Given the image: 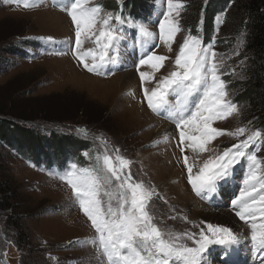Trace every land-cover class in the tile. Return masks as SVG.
Segmentation results:
<instances>
[{
    "label": "rangeland",
    "instance_id": "rangeland-1",
    "mask_svg": "<svg viewBox=\"0 0 264 264\" xmlns=\"http://www.w3.org/2000/svg\"><path fill=\"white\" fill-rule=\"evenodd\" d=\"M98 1L93 0L94 3ZM115 1L120 4V0ZM152 1L153 16L145 22L151 24V30L157 33L155 43L159 47L154 48L156 54L169 57L165 66L156 73L158 80L162 75L175 70V56L189 30L191 34L200 36L202 19L199 17L197 29L192 31L193 15L191 9H185L187 0H184V8L179 17L183 30L175 37L170 52L158 39V13L166 10V4L163 0ZM54 2L55 0H43L40 7L24 9L11 0H0V41L5 39L8 44L27 41L41 47L25 48L29 53L27 56H13L8 61L9 64L13 61L12 66L0 74V106L7 105V97H14L10 103L11 109L18 110L26 118L33 120L26 121V124L46 123L55 128L57 120H65L62 128L66 132L73 131L83 139L90 140L100 153H103L104 146L97 137L106 138L109 154L118 148L122 156L133 162V178L145 185L154 186L163 197H154L151 201V211L161 228L198 233L200 227H204L200 221L229 226L234 228L241 239L238 249L228 258L232 264H261V257L254 256L251 251L248 224L235 216L230 203L242 186L246 162L236 166L234 176L227 183L222 182L217 193L209 194L210 199L202 200L196 196L188 184V173L182 162L178 146L179 131L174 123L165 118L166 113L158 115L152 112L144 99L139 73L135 67L140 50L133 47L134 31L125 27L128 39L121 50V63L114 68V74L89 73L72 54L75 29L71 19L66 12L54 6ZM205 2L206 0L203 3ZM220 15L214 19V41H202V44H212L213 50L222 55L225 63L221 68V79L226 82L229 98L234 102L236 93L229 89L228 79L240 77L235 58L239 49L238 37L230 26L229 11L223 14L222 24L217 23ZM56 18H59L58 22L66 21L65 32L61 25L63 23L56 29L57 25L53 23ZM93 47L95 45L90 40L85 41L83 50ZM219 58L221 57L218 56ZM112 70V65L104 69L109 73ZM140 70L151 71L148 67ZM126 74H131V79L119 85L118 79ZM156 80L145 83L144 87L151 90L155 87ZM135 81L136 87L131 90L132 83L129 82ZM170 101L175 103L174 95L170 97ZM234 103L238 105L239 112L225 120L216 121L213 126L228 131L240 126L261 131L262 128L254 123V119L248 120L245 105ZM74 119L75 123H71ZM78 129H86L87 133L77 131ZM165 134L167 142H164ZM157 140L161 142L154 144ZM234 143H237L236 139L224 135L209 145L212 151L198 154L186 150L184 154L195 165V173L210 156L222 152ZM1 153L13 184L19 188L20 197L17 202L27 211L25 216L17 220L21 221L20 224L28 235L29 246L21 250L13 246L15 237L12 236L9 225L6 227L4 223L7 216L0 213V264H102L91 245L76 243L94 237L95 232L75 203L67 184L50 173L33 168L18 156L7 154L4 150ZM257 155L264 158V147ZM170 216L176 218L169 219ZM183 216H187L189 222H185L181 218ZM193 224L199 227H194ZM221 252L219 246H212L205 255L210 264H223Z\"/></svg>",
    "mask_w": 264,
    "mask_h": 264
},
{
    "label": "snow or ice",
    "instance_id": "snow-or-ice-1",
    "mask_svg": "<svg viewBox=\"0 0 264 264\" xmlns=\"http://www.w3.org/2000/svg\"><path fill=\"white\" fill-rule=\"evenodd\" d=\"M11 2L32 9L40 7L43 0ZM163 2L166 10L158 13V39L171 52L175 37L183 30L179 17L184 0ZM54 6L66 12L74 26L72 54L75 59L87 72L96 75L114 74L128 39L125 27L135 29L133 47L140 50L135 67L144 99L152 112L166 113L165 118L179 131L182 162L188 173V184L196 196L210 199L209 194L217 193L221 183H227L234 176L236 166L246 162L242 186L230 201L231 209L248 224L251 251L254 256L261 257V264H264V158L257 155L264 147V133L246 126L233 131L213 126L216 121L239 112L238 105L229 98L226 82L221 79L225 63L222 55L213 50L212 44L204 46L201 37L189 30L175 56V70L156 80V73L169 57L154 51L159 44L155 43L157 33L151 30V24L126 17L122 10L107 11L93 0H55ZM223 21L221 14L217 23ZM244 35L242 32L237 38V49L243 45ZM89 40L95 47L83 50L85 41ZM235 54L239 55V51ZM109 65L113 66L110 73L104 71ZM142 67L151 71H141ZM153 80H156L155 87L151 90L144 87ZM173 95L175 103L170 101ZM77 131L87 133L86 129ZM224 135L236 139L237 143L210 156L194 173L195 165L184 154L186 150L198 154L212 151L209 145ZM97 140L104 151L97 152L95 165L81 166L73 162L61 173H50L71 189L75 203L95 232L94 237L76 243L91 245L102 264H210L205 254L212 246L222 250L223 264H232L228 258L238 249L241 239L231 227L200 221L204 227H200L198 233L161 228L151 211V201L154 197H163L154 186L133 178V162L122 156L118 148L109 154L106 138L99 136ZM160 142L157 140L154 144ZM164 142H167V134ZM181 218L189 222L187 216Z\"/></svg>",
    "mask_w": 264,
    "mask_h": 264
},
{
    "label": "trees",
    "instance_id": "trees-1",
    "mask_svg": "<svg viewBox=\"0 0 264 264\" xmlns=\"http://www.w3.org/2000/svg\"><path fill=\"white\" fill-rule=\"evenodd\" d=\"M203 2L204 0H187L185 8L191 9L193 15L192 31L197 29L201 17L199 34L203 43L214 41V19L227 10L234 34L239 37L242 32L245 33L244 43L237 50L239 55L235 56L240 77L232 80L229 78L228 87L236 93L234 102L245 105L248 120L254 119V123L264 133V0ZM98 4L107 11L122 10L126 17L130 16L137 21H146L153 16L152 0H120V4L115 0H99ZM132 31L135 33V29ZM25 48L41 47L27 41L14 44H8L5 39L0 41V74L12 66L13 61L8 63L11 57L24 58L29 54ZM13 99L14 97H7V105L0 106V213L7 216L4 223L6 227L9 225L8 228L15 237L13 246L21 250L29 246V238L21 221L17 219L25 216L27 211L17 202L20 197L19 188L13 184L1 151L18 156L33 168L47 173H61L73 162L81 166L95 165L97 151L90 140L83 139L73 131L66 132L62 128L65 120H57L55 128L46 123L26 124V121L33 120L26 118L22 112L11 109ZM71 123H75V119Z\"/></svg>",
    "mask_w": 264,
    "mask_h": 264
},
{
    "label": "bare ground",
    "instance_id": "bare-ground-1",
    "mask_svg": "<svg viewBox=\"0 0 264 264\" xmlns=\"http://www.w3.org/2000/svg\"><path fill=\"white\" fill-rule=\"evenodd\" d=\"M49 17V16H48ZM51 18V17H50ZM59 19V18H58ZM57 18H56V22H53V23H56L55 25H57V27H56V29H58V26L61 24V23H63V24H61L62 25V27H63V30H64V32L66 31V21H63V22H58L59 20H58ZM55 20V19H54ZM52 22V21H51ZM68 22V21H67ZM51 24V23H50ZM55 29V30H56ZM133 77H135V76H133ZM131 79V74H126V75H122V78H120V80L118 79V81H119V85H121L123 82H126V81H129ZM117 80V79H116ZM118 81H117V83H118ZM115 83H116V81H115ZM115 83H113V84H115ZM121 83V84H120ZM129 83H132V86L130 87L131 88V90L133 89H135V87H136V84H137V82L135 81V82H129ZM139 84V83H138ZM117 86V87H120V86ZM138 87V86H137ZM137 89V88H136ZM132 108V107H131ZM147 114V113H146ZM138 116V115H137ZM155 123H156V121H155ZM159 123V122H158ZM216 214V213H215ZM223 214V213H222ZM221 215V214H220ZM225 217V216H224ZM224 217H223V219H224ZM230 219H231V217H230ZM218 220V219H217ZM227 220V219H226ZM224 221V220H223ZM224 223V222H223ZM222 223V224H223ZM226 223V222H225ZM235 224H237L236 222H235ZM239 227V226H238ZM237 227V228H238ZM239 229V228H238ZM233 230H234V228H233ZM222 253V252H221ZM239 258H241V256H239Z\"/></svg>",
    "mask_w": 264,
    "mask_h": 264
}]
</instances>
